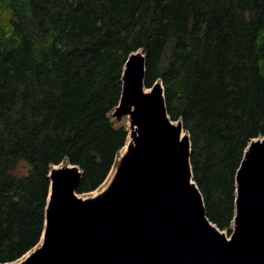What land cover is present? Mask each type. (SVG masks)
Segmentation results:
<instances>
[{"label":"trees","instance_id":"1","mask_svg":"<svg viewBox=\"0 0 264 264\" xmlns=\"http://www.w3.org/2000/svg\"><path fill=\"white\" fill-rule=\"evenodd\" d=\"M3 9L0 263L40 242L53 165L82 169L78 193L106 180L127 140L110 113L138 50L146 87L162 82L168 114L190 135L207 217L232 226L237 170L264 136V0H11Z\"/></svg>","mask_w":264,"mask_h":264},{"label":"water","instance_id":"2","mask_svg":"<svg viewBox=\"0 0 264 264\" xmlns=\"http://www.w3.org/2000/svg\"><path fill=\"white\" fill-rule=\"evenodd\" d=\"M125 67L115 111L138 126L136 145L98 199L77 196L78 165L50 169L43 245L19 264H264V138L237 170L229 239L206 215L190 135L181 140L182 121L171 123L164 87L144 91L145 55Z\"/></svg>","mask_w":264,"mask_h":264},{"label":"rangeland","instance_id":"3","mask_svg":"<svg viewBox=\"0 0 264 264\" xmlns=\"http://www.w3.org/2000/svg\"><path fill=\"white\" fill-rule=\"evenodd\" d=\"M10 2H11V0H0V34L3 32L4 29H9L8 28V22H7L8 18H9V13L7 12V10L3 9V6H5L6 4H8ZM9 24H11L10 21H9ZM140 52H143V51L141 50ZM168 59H169V56H168ZM145 89H147L148 91L150 90L149 87H146ZM110 119L117 127L123 126L127 131H129V129H128V127H129V118L128 117H124V115H118V114H116V111L114 110L112 113H110ZM186 133H187V131H186ZM263 138H264V136H263ZM121 153H122L121 151L118 152L117 157H116V159H117L116 160V164L111 168V170H110V172L108 174L109 176L107 177L105 182L102 185H100L98 188H96V190L100 189V192H101L103 189H105L110 184L114 174H116V176H117V174H118L117 172L119 171V168H120L121 164L123 163L122 161L124 159L123 157H120ZM28 169H29V165L28 164L21 163L19 165V167H18V173L20 175H25V174H27ZM76 194L78 196H81V197L93 196V192H90V193H88V192L87 193H78L77 192ZM214 226L221 233H223L225 236L230 237V235H231V233H232V231H233V229L235 227V223H233L232 226L229 229H226V230H221L215 224H214Z\"/></svg>","mask_w":264,"mask_h":264},{"label":"bare ground","instance_id":"4","mask_svg":"<svg viewBox=\"0 0 264 264\" xmlns=\"http://www.w3.org/2000/svg\"><path fill=\"white\" fill-rule=\"evenodd\" d=\"M138 52L139 51L134 52L133 54L140 55V53H138ZM144 91H145V93H148V90L145 89V88H144ZM130 108L132 109V105L130 106ZM124 117H128L129 118V127H128L129 131H128V134H127V140H126L125 145L120 150L122 152L121 155H120V157H123L125 159V158H127L130 155L131 149L136 145V137L139 135V128H138V126L136 124H134L132 122L131 115L128 112L124 114ZM170 121L176 127L181 124L180 121H174L172 119ZM185 137H188V134L186 133L185 129L182 127L181 128V131H180V139L182 140ZM262 139H263V137H258V138L252 139V143L260 142ZM249 147L250 146H248L247 149H249ZM70 166H71L70 163H66V164H64L63 167H70ZM61 167H62V164H60V165H54V169L55 170H59V169H61ZM115 177H116V174H114V176H113L110 184L105 189H103L101 192H100V189H97L95 191H92L93 192V196H87V197L86 196L85 197H81V196H78V195L77 196L81 200L98 199V198H100L101 196H103L108 191V189L111 187L112 183L114 182ZM50 194H51V191H50ZM43 241H44V235L42 236L41 243L38 246H36L35 248H33L24 257H22L23 259L21 258L18 261L13 262L11 264H19L21 262H24L26 260V258H28L32 253H34L35 251H37L39 249V246L43 243ZM0 264H2V263H0Z\"/></svg>","mask_w":264,"mask_h":264}]
</instances>
